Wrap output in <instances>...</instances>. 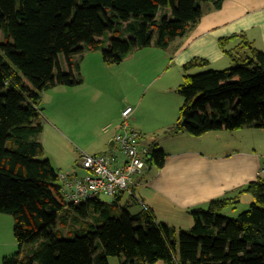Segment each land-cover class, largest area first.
Instances as JSON below:
<instances>
[{"label":"trees","instance_id":"trees-1","mask_svg":"<svg viewBox=\"0 0 264 264\" xmlns=\"http://www.w3.org/2000/svg\"><path fill=\"white\" fill-rule=\"evenodd\" d=\"M222 1L0 0V213L12 216L19 247L0 264H108L109 256L120 264H264L262 175L206 208L190 209V228L176 234L147 207L139 213L143 218L132 214L129 206L137 199L131 191L108 202H66L59 170L42 158L43 145L32 137L42 131L40 93L80 84L78 60L85 51L100 49L111 64L152 43L164 49L197 23L202 4L219 8ZM218 44L233 65L188 73L208 64L194 58L182 66L177 91L183 102L170 131L198 136L264 128V50L244 32ZM148 155L150 165L163 166L162 149L155 146ZM244 192L252 196L249 207L224 215ZM29 244L34 246L24 254Z\"/></svg>","mask_w":264,"mask_h":264},{"label":"rangeland","instance_id":"rangeland-1","mask_svg":"<svg viewBox=\"0 0 264 264\" xmlns=\"http://www.w3.org/2000/svg\"><path fill=\"white\" fill-rule=\"evenodd\" d=\"M133 54L118 63L107 64L102 60L100 49L87 50L78 60L82 79L80 84H58L40 93L37 108L40 111L42 131L32 137L43 145L42 158H47L59 173L66 174L71 169H76L80 151L91 155L103 152L101 150L106 146L107 135H104L102 129L106 130L108 136L115 131L121 105L125 103L139 106L136 127L141 128L139 122L145 119H150L153 123L150 127H156L152 132L143 130L144 134L142 133V138L144 136L145 140L150 141V149L155 147V142L165 148L170 145L178 148L199 146L195 145V137L187 132L169 130L175 119H178L179 108L183 102L177 88L185 74L182 69L184 64L177 66L170 62V49L159 48L153 43L136 49ZM59 60L60 63L63 62L62 55ZM231 65L232 62L225 56L201 68H191L188 73L209 68L224 69ZM113 118L117 121L111 120ZM224 133L226 136L223 135L220 139L222 147L235 145L234 147L249 155L254 154L261 168H264V128L245 126L240 130ZM215 140L216 138H205L203 150L215 151L216 148L210 145ZM137 141L141 144L139 139ZM222 151L223 149L217 152ZM240 195L232 206L234 208L227 207L223 210L224 215L234 217L249 207L251 194L244 192ZM98 199L111 201L105 194H100ZM129 210L137 218L144 217L139 214L141 207L138 203L129 206ZM168 222H176L182 226L184 224L180 218ZM13 225L14 220L10 214L0 213V261L3 256L19 250L13 236ZM189 228L190 226L182 227L180 230ZM178 231L176 229V234ZM33 246L26 245L22 249L23 253L28 254ZM108 264H120V260L117 256H109Z\"/></svg>","mask_w":264,"mask_h":264},{"label":"crops","instance_id":"crops-1","mask_svg":"<svg viewBox=\"0 0 264 264\" xmlns=\"http://www.w3.org/2000/svg\"><path fill=\"white\" fill-rule=\"evenodd\" d=\"M201 7L203 12L197 23L189 26L183 35L175 37L166 47L170 49V62L181 66L194 58L204 59L208 63L218 61L225 57L219 48V39L241 32L258 49L264 50V0H223L219 8H214L211 3L202 4ZM62 61L60 65L64 69L66 61L64 58ZM125 105L131 104H122L120 111ZM131 106L133 111L129 123L138 129L141 145L150 151V141L145 140L144 136L142 138L143 130L152 132L156 127H150L153 126L150 119L140 120L141 128L136 127L139 106ZM115 118L111 120L117 121ZM102 131L107 135L106 146L101 150L105 151L111 146L108 143L116 128L109 136L106 130ZM224 132L226 131L217 130L198 136L192 135L196 140L195 145L199 144L196 148H178L174 145L165 148L155 142V146L166 153L163 166L149 164L142 172L133 175L129 184V189L141 209L147 207L157 221L175 229H182L191 226L192 219L188 213L190 209L206 208L210 200L233 195L235 189L262 175L261 165L254 158V154L249 155L234 147L235 145L221 146L220 139L225 135ZM205 138H216L210 143L216 148L215 151L203 150ZM222 149V152H217ZM176 218L184 221L183 226L168 222ZM152 264L163 262L156 261Z\"/></svg>","mask_w":264,"mask_h":264},{"label":"built area","instance_id":"built-area-1","mask_svg":"<svg viewBox=\"0 0 264 264\" xmlns=\"http://www.w3.org/2000/svg\"><path fill=\"white\" fill-rule=\"evenodd\" d=\"M133 107L125 105L120 111L113 144L107 150L91 155L79 152L76 169L58 173L64 200L78 203L88 198L105 194L114 199L120 191L130 193L129 184L134 174L142 172L149 166V150L138 143L141 134L129 123ZM81 171V172H80ZM264 176V168L261 169Z\"/></svg>","mask_w":264,"mask_h":264},{"label":"water","instance_id":"water-1","mask_svg":"<svg viewBox=\"0 0 264 264\" xmlns=\"http://www.w3.org/2000/svg\"><path fill=\"white\" fill-rule=\"evenodd\" d=\"M113 144V140L111 139L108 143V145H112Z\"/></svg>","mask_w":264,"mask_h":264}]
</instances>
